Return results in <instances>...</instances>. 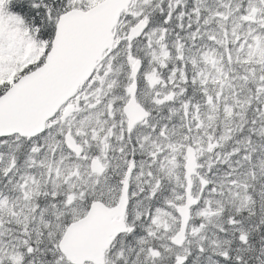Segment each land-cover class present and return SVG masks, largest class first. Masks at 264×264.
I'll return each mask as SVG.
<instances>
[{
    "label": "snow or ice",
    "instance_id": "snow-or-ice-1",
    "mask_svg": "<svg viewBox=\"0 0 264 264\" xmlns=\"http://www.w3.org/2000/svg\"><path fill=\"white\" fill-rule=\"evenodd\" d=\"M0 264H264V0H0Z\"/></svg>",
    "mask_w": 264,
    "mask_h": 264
}]
</instances>
